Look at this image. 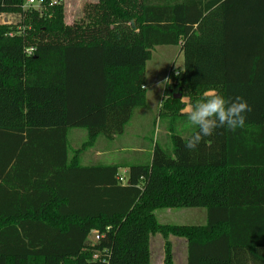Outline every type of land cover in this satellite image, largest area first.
I'll list each match as a JSON object with an SVG mask.
<instances>
[{
	"label": "trees",
	"instance_id": "trees-1",
	"mask_svg": "<svg viewBox=\"0 0 264 264\" xmlns=\"http://www.w3.org/2000/svg\"><path fill=\"white\" fill-rule=\"evenodd\" d=\"M25 1L0 0V14L21 17L0 22V264H151L158 233L186 240L187 264H264V0H97L71 24L62 4L41 14ZM162 45L184 55L160 106L169 149L156 141L148 161L85 165L146 105V65ZM210 89L251 111L242 129L217 128L190 150L198 129L175 96ZM189 207L206 223L156 215ZM165 253L175 264L169 238Z\"/></svg>",
	"mask_w": 264,
	"mask_h": 264
},
{
	"label": "rangeland",
	"instance_id": "rangeland-1",
	"mask_svg": "<svg viewBox=\"0 0 264 264\" xmlns=\"http://www.w3.org/2000/svg\"><path fill=\"white\" fill-rule=\"evenodd\" d=\"M90 1L97 0H61L60 4L63 6L65 22L71 24L76 19H79L82 15L83 6ZM23 8L24 10L30 9ZM20 18V14L18 13L0 14L1 23L18 24ZM21 28L24 30L27 28L32 29L33 27L30 25ZM180 49L181 47L179 45H162L157 46L152 50V58L148 61L146 67V85L149 88V93L154 96V103L156 104H158L160 98V95L157 94L158 90L160 87L165 88V77L169 75L171 68H174L175 70L183 68L184 56L183 52L180 53ZM155 83H157V85ZM140 110H142V107H137L134 110L135 115L133 114L130 121L131 127L125 131V134H128V137H123L120 134L116 138L117 141L109 145L110 148L108 149L110 152L113 151L111 157L113 156L115 159H119V161L130 163L148 161L156 141L163 145L165 149H169L170 142L168 139L165 140V130L169 123L164 118L161 119L160 113L155 110L146 113L145 116L139 117L138 112H140ZM127 131L128 133H126ZM73 132H75L76 137L75 144H80L81 141L85 139V129L78 128L74 129ZM80 136H82V138L78 139ZM99 138L107 140L104 137ZM163 139L165 140V143L163 142ZM168 142L169 144H166ZM97 144L92 150H90L91 155L99 148V145ZM135 144L137 147L144 145L143 150L137 151L138 148L134 146ZM120 145H122L123 149H121ZM101 160L107 161L108 156L106 155ZM120 174L128 180L129 169L125 171L124 168H122ZM156 215L158 220L164 224L203 225L207 221V211L203 207L160 208L156 210ZM168 238L172 242L173 262L175 264H187L186 249L183 244L186 240L173 235L168 236ZM168 238L160 233L151 236V264H168L166 262L165 253V243Z\"/></svg>",
	"mask_w": 264,
	"mask_h": 264
},
{
	"label": "clouds",
	"instance_id": "clouds-1",
	"mask_svg": "<svg viewBox=\"0 0 264 264\" xmlns=\"http://www.w3.org/2000/svg\"><path fill=\"white\" fill-rule=\"evenodd\" d=\"M180 100L187 123L198 129L185 145L190 150L195 149L204 137L211 136L217 128L226 127L231 131L242 129L246 114L251 111V106L242 97L229 100L214 89L206 90L195 101L186 96Z\"/></svg>",
	"mask_w": 264,
	"mask_h": 264
},
{
	"label": "crops",
	"instance_id": "crops-1",
	"mask_svg": "<svg viewBox=\"0 0 264 264\" xmlns=\"http://www.w3.org/2000/svg\"><path fill=\"white\" fill-rule=\"evenodd\" d=\"M181 49H180V53H181ZM184 56V55H183ZM147 67V65H146ZM172 69V68H171ZM180 69V68H179ZM177 73V72H176ZM146 75V73H145ZM166 78V83H165V88L163 87H158L159 90H158V95H160V98H159V102L158 104L154 103V96H152L150 93H149V88L147 85H145V88H146V95H147V101H146V105H144L142 107V110H140V112H138V116L139 117H142V116H145L146 113L150 112V111H158L160 113V106H161V102L163 101L164 97H165V89H166V85H167V82L170 81V73ZM147 79V78H146ZM157 85V83H155ZM157 87V86H156ZM152 96V97H151ZM152 102V103H151ZM135 115V114H134ZM131 121V120H130ZM130 121L128 122V124L126 125V128H125V131L127 129H129L131 127V124H130ZM125 131L124 133H122L121 135L123 137H128V134H125ZM128 133V131L126 132ZM82 135V134H81ZM168 135H169V130H168V127L166 128L165 130V140L168 139ZM118 136V135H117ZM117 136L112 139V140H104L103 138H98L96 144L99 145V148L97 150H95L93 152V154L91 155L90 154V150H92V148L96 145H94L92 148H90L89 150H87L83 156H82V162L85 164V165H89V164H95L97 162H99L103 157H105L106 155L108 156V160L107 161H104V162H107V163H117V162H126V161H119V159H115L113 156L111 157V154H113V151L110 152V150L108 148L109 145L111 143H114L116 142V138ZM86 137V135H85ZM75 132H73V130L71 131V134H70V140L71 141H76L75 139ZM82 138V136H80L78 139ZM164 140V139H163ZM165 140L163 141L165 143ZM82 142V141H81ZM121 146V149H123L122 145ZM134 146L137 147V145L135 144ZM125 148V147H124ZM137 151H142L143 148H144V145H141L140 147H137ZM101 158V159H100ZM102 161V160H101ZM125 171H127V168H124ZM121 171V170H120ZM184 246H185V249L187 250V242H183ZM186 258H187V252H186Z\"/></svg>",
	"mask_w": 264,
	"mask_h": 264
},
{
	"label": "built area",
	"instance_id": "built-area-1",
	"mask_svg": "<svg viewBox=\"0 0 264 264\" xmlns=\"http://www.w3.org/2000/svg\"><path fill=\"white\" fill-rule=\"evenodd\" d=\"M60 2L61 0H26L23 7L35 8L41 14H44L45 12L44 10L46 9V7L58 5L60 4ZM26 52L28 54H32L34 52V49L28 48L26 49ZM119 180L123 183H127L126 178H124L122 175L119 176ZM94 234H95L93 236L94 240H99L100 239L99 233L96 231ZM95 257L97 258L98 256H95Z\"/></svg>",
	"mask_w": 264,
	"mask_h": 264
},
{
	"label": "water",
	"instance_id": "water-1",
	"mask_svg": "<svg viewBox=\"0 0 264 264\" xmlns=\"http://www.w3.org/2000/svg\"><path fill=\"white\" fill-rule=\"evenodd\" d=\"M175 97L181 98L182 95L181 94H177Z\"/></svg>",
	"mask_w": 264,
	"mask_h": 264
}]
</instances>
